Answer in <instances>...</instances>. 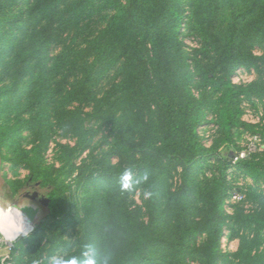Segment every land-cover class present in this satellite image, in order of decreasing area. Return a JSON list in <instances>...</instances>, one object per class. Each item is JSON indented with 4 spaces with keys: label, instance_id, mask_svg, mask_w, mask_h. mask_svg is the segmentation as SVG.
Segmentation results:
<instances>
[{
    "label": "trees",
    "instance_id": "1",
    "mask_svg": "<svg viewBox=\"0 0 264 264\" xmlns=\"http://www.w3.org/2000/svg\"><path fill=\"white\" fill-rule=\"evenodd\" d=\"M18 1L0 0V57L11 48L9 66L16 73V89L12 94L9 90L2 94L5 88L0 89V101L6 104L9 99L10 103L17 93L20 97L26 84L27 93L32 92L30 105H44L37 122L35 116L17 115L3 123L0 113V146L14 144L25 127L34 129L36 124L42 131L39 138L48 142L44 120L52 113V36L58 24L91 14L97 0H34L27 11L10 14ZM125 2L109 24L124 27L128 33L117 54L122 60L120 81L95 106L102 125L110 129L106 154L94 158L95 169L85 175L84 167L72 164L69 148L63 147L69 156L61 172L71 165L67 170L70 178L77 171L67 186L58 184L53 165L42 166L41 151L27 157L30 180L48 190V216L66 215L63 190L95 184L104 196L100 205L86 212L88 243L79 254L80 264L89 259L96 264H264V191L259 189L264 183V153L236 167L253 180L245 194L254 211L247 213L242 204H234L229 214L225 203L233 186L228 171L235 151L220 158L216 142L214 147H206L204 136H197L199 129L196 131L208 115L221 143L231 142L238 130L259 132L264 139V128L258 131L241 121L243 111L238 106L242 97L264 99V80L236 85L231 79L237 69L256 68L261 60L251 49L264 47V0H189L186 11L182 0ZM20 19L24 20L16 30L28 22V27H35L32 36L16 32L14 24ZM11 29L16 32L12 38L8 36ZM182 29L197 42L190 52L180 38ZM90 95L91 88L79 82L68 91L67 103L53 108L52 113L56 126L65 136L75 137L80 150L87 148L92 134L85 128L80 108L71 110L66 105L89 102ZM240 148L236 145L234 150ZM2 160H6L3 155ZM206 163L214 176L197 184L195 172H201ZM126 173L131 175L127 187ZM137 189L148 195V221L141 217L140 208H132L130 197ZM225 233L229 241L239 239L236 252L221 248ZM26 241L14 246V264L20 262L22 254L17 249ZM87 247L90 257L85 255Z\"/></svg>",
    "mask_w": 264,
    "mask_h": 264
},
{
    "label": "rangeland",
    "instance_id": "2",
    "mask_svg": "<svg viewBox=\"0 0 264 264\" xmlns=\"http://www.w3.org/2000/svg\"><path fill=\"white\" fill-rule=\"evenodd\" d=\"M182 1L185 5L184 11H186L189 0ZM18 3L11 8L10 14L17 15L27 11V8L29 9L35 1L19 0ZM125 3V0H97L94 8L90 11L92 12L91 14L82 17L79 21L70 19L64 25L58 24L56 26L49 45V55L52 58V60H49V65H54V75L49 78L52 84L51 94L53 95L49 105L52 108L50 111L53 113V108L55 109V107L67 103L68 98L66 95L73 85L79 82L86 84L88 90L91 88L90 101H83L82 104L80 102H71L66 106L67 109L71 110L80 108L83 112L85 128L92 134L89 136V140L91 141L88 143L87 148L83 150L78 149L77 139L63 134L62 130L56 126L52 113L49 118L44 120V126L48 129V131L46 129L44 131L49 137L47 143H43L42 138H39V135L42 133L39 124H36L34 129L25 127L14 144L4 143L0 146V202L3 206L9 205L21 212L33 204L40 206V204L29 199L22 198L25 192L32 191L29 189L31 187L29 185H35L34 181L31 180L30 182L31 168L29 167L30 163L27 161V157L30 156L32 158L34 154L41 151L42 166L49 167L53 165L57 169L54 177H58V184L64 182V185L67 186L72 179L77 177V171H73V175L70 178H67L69 174L67 170L71 165L61 172L69 156L63 147L69 148L73 158L72 164L80 166V168L84 167L85 175L95 169L94 158L102 157L106 154L111 142V138L108 137L110 129L108 126L102 125V120L97 116L95 106L104 97L105 93L120 81L119 71L122 60H119L117 54L123 44L126 43L128 33L124 27H110L109 24L112 18L119 12L120 6L125 5ZM64 7H61L62 10L65 9ZM23 20L20 19V22H15V30ZM28 25L29 23L27 22L16 32L19 35L32 36L35 27L33 25L28 27ZM40 26H43V24L38 25L36 30ZM103 31L104 35H102ZM16 32L12 30L8 32V36L12 38V35L14 36ZM180 32L184 49L190 52L196 47L197 42L192 37H189L187 31L184 29ZM17 37L18 35L15 38ZM111 50H114V52L112 53ZM251 50L253 55L261 58V60L257 62L258 67L246 68L249 83L264 80V47L257 45ZM11 51V48L5 50L0 57V78L4 79L0 82V89L5 88L2 94H5L7 90L12 94L16 89V83L13 81L16 73L12 72L9 66L13 62V53ZM82 52L87 53L81 55ZM28 89V86L25 84L24 89L21 90V98L19 97V93H17L18 96H14L15 101L10 100L9 103L8 99L5 101L6 104L2 100L0 101L1 122L8 123L10 119H14L17 115H21L23 118L35 116V122L41 120L38 114L41 112V107L44 104L39 105L35 103L30 105L32 92L28 91L27 93ZM194 94L196 97L199 94L196 88H194ZM252 98L257 97H242L238 103L242 111L246 108V101ZM259 100L264 104V99ZM208 120L210 118H208V115H205L196 129L197 131L204 128L206 131L204 138L202 132L199 133L197 131V136L203 138L202 144L206 147H214L215 141L216 147H218L216 151L221 154L220 158L222 159L234 151L237 152V150H234V147L243 144L244 139L248 138L252 133L238 130L235 134L233 133L231 141L233 143L230 141L221 143L222 137H219L215 133L216 130L209 129L212 123H209ZM42 130L44 129L42 128ZM208 135L211 136L208 137ZM27 152H29L28 156L26 155ZM2 155L5 156L6 160H2ZM207 165L208 163H206L201 172L200 169H197L195 172L197 184L214 176L212 168L209 169L210 165ZM236 182L234 180L233 183L241 184L237 191L244 195L248 186L243 180H237ZM259 187L260 191H264V183ZM39 191L41 194L47 196V188H39ZM103 193L104 191L102 190H96L95 184L90 183L78 188L72 186L70 190L68 189L65 192L63 190L61 197L62 200L65 198V206H67L66 215L59 214L56 218L49 217L47 209L41 206L42 215L34 221L35 231L37 232L35 234L37 236L29 239L33 232L28 236H20L13 242H8L4 237L0 236V250H2V253L6 251L10 252L7 246L11 244L14 249V246L20 243V241L28 240L22 244L21 249H17V254L23 255L20 256L21 259L18 264H55L56 260H62L64 264H80L78 261L79 254L83 251L84 245L86 246L88 243L87 240L85 241L84 231L89 226L86 224V221L84 222V218L86 220V217L89 216L86 212L90 211L96 204L100 205L104 196ZM130 200L132 208H140L142 210L141 217L148 221V195L143 190L137 189L131 195ZM41 240L42 242H40ZM199 240H202V238ZM239 243L238 238L228 241L226 250L231 247L232 252H236ZM42 248L43 251H41ZM26 249L27 252L24 253L23 251ZM86 249L88 251L85 255L90 257L92 255L90 247ZM98 262L100 263L99 260Z\"/></svg>",
    "mask_w": 264,
    "mask_h": 264
},
{
    "label": "built area",
    "instance_id": "3",
    "mask_svg": "<svg viewBox=\"0 0 264 264\" xmlns=\"http://www.w3.org/2000/svg\"><path fill=\"white\" fill-rule=\"evenodd\" d=\"M247 69L245 68H239L237 69L233 76H232V82L236 85H246L249 83ZM242 122L247 125H252L257 128L259 131L260 128H264V104L262 101H260L257 98H252L246 101V108L243 110ZM209 129H214V125H210ZM202 132V136H204V133L206 132L203 129H199V133ZM211 135H208L210 137ZM240 149L237 150V152L233 155V161H232V167L229 169V181L232 184V189L229 192V197L226 200L225 208H227V212L231 214L233 212L232 206L234 204H242L245 208V211L247 213L253 212L255 209V206L249 202L246 201V195L239 193L237 190L241 186V184H234L237 183V180H243L247 186L253 185V180L249 177H244L236 168L237 164L243 160L250 159L255 154H262L264 153V139L262 135L259 132L251 133L248 138H245L243 141V144L240 145ZM227 233L224 234L221 240V247L223 248L224 252H232V248L230 247L228 250L227 248ZM10 252L4 258H2L1 263L2 264H14V257H12V247L13 245L7 246Z\"/></svg>",
    "mask_w": 264,
    "mask_h": 264
},
{
    "label": "bare ground",
    "instance_id": "4",
    "mask_svg": "<svg viewBox=\"0 0 264 264\" xmlns=\"http://www.w3.org/2000/svg\"><path fill=\"white\" fill-rule=\"evenodd\" d=\"M0 206H3L1 202ZM41 209L42 208H40L38 205L34 204L29 208L23 209L22 212L18 211V209H13L15 215V224L18 231L16 234L12 235L6 228L0 225V230L4 235V239H6L8 242H13L20 235L28 236L32 234L34 232V221L39 219L42 215Z\"/></svg>",
    "mask_w": 264,
    "mask_h": 264
},
{
    "label": "clouds",
    "instance_id": "5",
    "mask_svg": "<svg viewBox=\"0 0 264 264\" xmlns=\"http://www.w3.org/2000/svg\"><path fill=\"white\" fill-rule=\"evenodd\" d=\"M131 181L130 173H126L124 177L125 187L129 186ZM0 225L6 228L12 235L16 234L18 229L15 224V215L13 208L9 205L0 206ZM55 264H64L62 260H56ZM87 264H96L95 260L89 259Z\"/></svg>",
    "mask_w": 264,
    "mask_h": 264
},
{
    "label": "water",
    "instance_id": "6",
    "mask_svg": "<svg viewBox=\"0 0 264 264\" xmlns=\"http://www.w3.org/2000/svg\"><path fill=\"white\" fill-rule=\"evenodd\" d=\"M22 198L29 199V200H31V201H33L35 203H38V204H40V206H39L40 208L42 206L43 208H46V209L49 208V205H50V202H51V200L47 196L41 194L39 191H35L32 194L31 193H26V194L22 195ZM33 230H35V227H34ZM0 236L4 237L3 233L1 232V230H0ZM20 236L24 237L23 235H20Z\"/></svg>",
    "mask_w": 264,
    "mask_h": 264
},
{
    "label": "flooded vegetation",
    "instance_id": "7",
    "mask_svg": "<svg viewBox=\"0 0 264 264\" xmlns=\"http://www.w3.org/2000/svg\"><path fill=\"white\" fill-rule=\"evenodd\" d=\"M30 182H31V180H30ZM29 187H30L29 189L32 190V191H27V192H25V194L26 193H31L32 194L35 191H39V188H40L39 184H37V183H35V185H33V186L32 185H29Z\"/></svg>",
    "mask_w": 264,
    "mask_h": 264
},
{
    "label": "crops",
    "instance_id": "8",
    "mask_svg": "<svg viewBox=\"0 0 264 264\" xmlns=\"http://www.w3.org/2000/svg\"><path fill=\"white\" fill-rule=\"evenodd\" d=\"M8 254V252L6 251L5 253H2V250H0V264H2L1 263V261H2V258H4V256H6ZM12 254V253H11Z\"/></svg>",
    "mask_w": 264,
    "mask_h": 264
}]
</instances>
